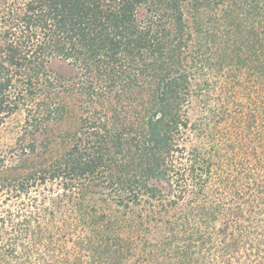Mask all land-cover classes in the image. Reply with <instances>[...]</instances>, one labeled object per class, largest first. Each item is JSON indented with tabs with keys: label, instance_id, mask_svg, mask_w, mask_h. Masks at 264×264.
<instances>
[{
	"label": "trees",
	"instance_id": "obj_1",
	"mask_svg": "<svg viewBox=\"0 0 264 264\" xmlns=\"http://www.w3.org/2000/svg\"><path fill=\"white\" fill-rule=\"evenodd\" d=\"M263 106L264 0H0V264H264Z\"/></svg>",
	"mask_w": 264,
	"mask_h": 264
},
{
	"label": "rangeland",
	"instance_id": "obj_2",
	"mask_svg": "<svg viewBox=\"0 0 264 264\" xmlns=\"http://www.w3.org/2000/svg\"><path fill=\"white\" fill-rule=\"evenodd\" d=\"M51 68H52L53 71L59 72V73H61L63 75H67V76H70L73 73L72 68L68 67L66 65V63H64L62 61H53V62H51ZM233 90H234V92H236V96L234 95L233 99H232V97L230 95H226V94L220 93L221 94V98H222L221 102L224 101V102L227 103L228 101H233L235 103L234 100H238L240 102V99L244 100V98L246 96V93L249 91L247 88H245L243 86H235ZM256 98L258 99V101H262L261 99L258 98V96ZM235 106H236L235 104H232L231 106H229L228 110L230 112L233 111V110L238 112V108L234 109ZM243 110H244V114H245L244 117L246 119H252L253 111L252 110L251 111H245V109H243ZM260 110H261L260 112H258V111L256 112V116L257 117H264V106L261 107ZM20 119H21L20 116H16L12 120V122H11V126L13 127L12 131L15 130L16 124L17 123L19 124ZM262 121H263V123H258L259 124V128L262 130L261 134L264 133V130H263L264 129V118H262ZM224 124H225V126L224 125L221 126L222 131H224L225 134L231 133L232 140H234V145H233L234 148H237V147H239V145H241V146H243V150H245L243 152H247L249 149L252 148V142H251L252 139L251 138L255 137V133L253 131L250 133L251 137L246 139V138H243V135L240 132V125H236V129H232L231 128V124H229V121H226ZM253 130H255V128ZM4 134H6V132H4ZM2 137H3V141H7L10 136H9V133H8L7 135H4ZM261 143H263V145H262L263 148L262 149L264 150V140L261 141ZM260 145H259L258 148H260ZM258 152H259V150H258ZM243 156L244 155L242 153L240 155H238L236 157V161L235 162L239 163L238 161H240ZM252 162H253V160H252V157H251V161L249 162L248 165H250ZM233 168H237V167H233ZM121 235L124 236L125 234L121 233ZM126 264H138V262L135 261V263H133V260L132 261L129 260L128 263H126Z\"/></svg>",
	"mask_w": 264,
	"mask_h": 264
}]
</instances>
